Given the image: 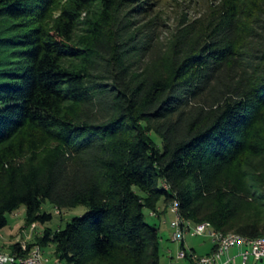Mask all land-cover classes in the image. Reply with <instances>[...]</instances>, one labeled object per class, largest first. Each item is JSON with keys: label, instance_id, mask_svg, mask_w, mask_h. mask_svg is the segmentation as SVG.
<instances>
[{"label": "trees", "instance_id": "1", "mask_svg": "<svg viewBox=\"0 0 264 264\" xmlns=\"http://www.w3.org/2000/svg\"><path fill=\"white\" fill-rule=\"evenodd\" d=\"M54 1L2 0L0 14L36 24ZM93 2L102 20L84 45L70 43L78 10ZM69 3L50 28L0 36L14 58L0 57V230L22 205L41 223L52 219L44 200L84 205L63 228L44 229L60 261L162 264L159 227L144 213L161 201L193 224L263 236L264 0H219L202 30H178L151 58V29L130 18L152 0ZM27 130L49 145L30 142L40 154L21 158L12 141ZM181 248L197 264L194 247Z\"/></svg>", "mask_w": 264, "mask_h": 264}, {"label": "rangeland", "instance_id": "2", "mask_svg": "<svg viewBox=\"0 0 264 264\" xmlns=\"http://www.w3.org/2000/svg\"><path fill=\"white\" fill-rule=\"evenodd\" d=\"M219 0H152L150 8H146L140 12L134 11L133 16L130 18L131 24L145 25V28H149L152 31L154 38L152 50H148L150 58L154 57L155 53L160 49H164L169 46L173 40V36L178 30L182 28L190 29L194 35L197 34L204 26L207 25L215 12L217 11V5ZM3 5L0 0V7ZM100 2H93L82 7L78 10L80 15L76 28L71 32L68 40L70 43L77 45H84L91 39V28L94 26V22L102 20L103 6ZM133 4H128L124 9L119 10L120 14L130 11ZM69 0H55L51 5L47 13L38 23H33V19L25 18L17 20L6 15L0 14V36L10 37L17 33L24 31L22 27H26L27 24L41 25L42 27H52L59 20V15L63 7H71ZM29 27V26H28ZM13 47L0 46V57L11 58V51ZM14 60V58H11ZM77 63V60L68 58L65 63ZM157 144L161 145V138L155 133L151 134ZM45 141L43 136L36 131H23L17 135L12 141L13 147H16L17 155L20 154L21 158H28L31 156L39 155V149L34 147L33 143L36 142L40 146L41 142ZM29 142V143H28ZM46 143V141L44 142ZM49 145V142L46 143ZM10 145V144H9ZM33 149V150H32ZM0 152H8L7 145L0 148ZM87 210L84 205H78L72 208L58 209L50 202L44 200L40 212H48L52 214V219L41 222H29L26 220L25 206L22 205L16 210L7 214V224L0 230V252H12V245L19 243L23 250H27L25 255H28L32 251H37L42 259H47L46 264H64L60 261L54 251V245L52 243L42 244L41 238L45 228H49L51 231L63 228L65 224L70 221L74 216L83 214ZM145 219L150 224H155L159 227L160 239V252L162 264H168L170 257V251H173L174 259L179 262L178 264H187L186 259L177 257V253L180 249L181 243L186 245L187 250L194 247L197 254L207 252L214 243L212 237L207 233L196 235L190 232L186 233L183 240L175 238L174 234L176 229L172 223L177 217V212L173 208V204L165 205L161 201L158 202L155 210H144ZM191 222V221H190ZM192 223V222H191ZM201 223V222H200ZM193 224V223H192ZM234 250H232V253ZM200 256V255H199ZM240 259H238V264ZM247 264H264V260L256 261L250 256Z\"/></svg>", "mask_w": 264, "mask_h": 264}, {"label": "built area", "instance_id": "3", "mask_svg": "<svg viewBox=\"0 0 264 264\" xmlns=\"http://www.w3.org/2000/svg\"><path fill=\"white\" fill-rule=\"evenodd\" d=\"M177 217L172 223L176 229L174 234L178 240H183L186 233L201 235L207 233L212 237L214 249L211 253L199 256L195 253L191 255L197 264H230L231 257L223 259L227 255L230 248H238L242 263L246 264L247 260L252 256L256 260H264V235L251 239L244 237L235 232L222 233L215 230L209 222H201L192 224L190 221L183 219L178 210L177 203L173 204ZM186 250L181 249L177 253L179 259L186 257ZM47 259H42L37 251H32L28 255L14 252H0V264H46ZM56 264V263H55Z\"/></svg>", "mask_w": 264, "mask_h": 264}, {"label": "water", "instance_id": "4", "mask_svg": "<svg viewBox=\"0 0 264 264\" xmlns=\"http://www.w3.org/2000/svg\"><path fill=\"white\" fill-rule=\"evenodd\" d=\"M234 248H235V247H234ZM231 249H233V247L229 249L227 255H225V256L223 257V259H227V257H231V263H230V264H238V259H240V263H239V264H243V263H242V258H241V256L239 255V249L236 248V249H238V253L235 254V255H233V254L231 255V254H230V250H231ZM210 253H211V252H210ZM248 260H249V259H248ZM248 260H247L246 264L248 263ZM255 260H256V259H255ZM256 261H260V260H256Z\"/></svg>", "mask_w": 264, "mask_h": 264}, {"label": "crops", "instance_id": "5", "mask_svg": "<svg viewBox=\"0 0 264 264\" xmlns=\"http://www.w3.org/2000/svg\"><path fill=\"white\" fill-rule=\"evenodd\" d=\"M191 248H193V247H191ZM211 248H212V246H211ZM211 248H210L207 252L211 251ZM232 250H234L233 253H232ZM169 251H170V254H171L170 256H172V255H173V251H172V250H169ZM207 252H205V253H207ZM237 253H238V249H236V248H233V249L230 250V254H231V255H232V254L235 255V254H237ZM170 258H171V257H170ZM176 260H177V259H172V258H171V259L169 260V263H168V264H178L179 262H177Z\"/></svg>", "mask_w": 264, "mask_h": 264}]
</instances>
